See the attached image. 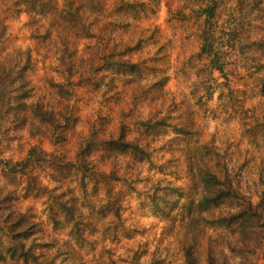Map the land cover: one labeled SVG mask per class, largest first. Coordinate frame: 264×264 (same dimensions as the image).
<instances>
[{
	"label": "rangeland",
	"instance_id": "obj_1",
	"mask_svg": "<svg viewBox=\"0 0 264 264\" xmlns=\"http://www.w3.org/2000/svg\"><path fill=\"white\" fill-rule=\"evenodd\" d=\"M19 88L0 264H264V0H0V93Z\"/></svg>",
	"mask_w": 264,
	"mask_h": 264
},
{
	"label": "trees",
	"instance_id": "obj_2",
	"mask_svg": "<svg viewBox=\"0 0 264 264\" xmlns=\"http://www.w3.org/2000/svg\"><path fill=\"white\" fill-rule=\"evenodd\" d=\"M214 12L215 10L212 11L211 16H214ZM210 17H208V19H210ZM208 41H206V45L204 44L203 50L205 51L206 48L208 47ZM216 68L220 71L223 72V69L221 67H217ZM18 91V96L14 97V96H5L4 94L0 93V119H1V123L0 124H4L6 123V118H4L3 116V111L7 110L10 113L13 114L14 118L16 121H20V114L23 110V108L25 107L23 101L24 99H26V93H22V89H17ZM7 124V123H6ZM2 127V125H0V128ZM122 147L126 150L128 147L127 143L122 141L121 142ZM42 154V153H40ZM37 152L36 149H31L28 155V158L25 159V161H20V162H16L14 164L11 165H7L8 170H10L12 173L17 172L19 168H21L22 171H24L26 168L31 167V162H32V158L33 156H36ZM215 179V182L217 184V186H221V181H218L216 179V177H213ZM226 195L222 196V198H224L226 200V197H230V195H232L233 193V188L231 186L228 187L227 191H223ZM217 197V196H215ZM224 199H209L208 197H206V199L204 201H202L200 204H203L205 206H207L206 210H212L215 209L217 207H220L222 204V201ZM241 216V214L235 215V214H227V216L225 217H220L218 220H213L214 223H216L219 226V229L224 230V229H228V228H232L233 225L237 224V220L238 217ZM21 220L13 223V224H20L21 223V228L24 232H30L32 231V226L29 225L26 222V219L23 217V215L21 216ZM12 219H9L8 221L10 222ZM209 222V221H208ZM9 223H6V225H8ZM18 227V225H16ZM5 229V228H4ZM3 229V231H4ZM2 231V230H1ZM2 257V252L0 250V258ZM218 259L217 257H210V264H218ZM186 262L187 264H198V260L196 259L195 255L190 252L189 255L186 258Z\"/></svg>",
	"mask_w": 264,
	"mask_h": 264
}]
</instances>
